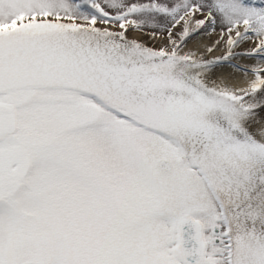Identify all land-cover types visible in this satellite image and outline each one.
Instances as JSON below:
<instances>
[{"label": "snow or ice", "instance_id": "1", "mask_svg": "<svg viewBox=\"0 0 264 264\" xmlns=\"http://www.w3.org/2000/svg\"><path fill=\"white\" fill-rule=\"evenodd\" d=\"M0 264H264V0H0Z\"/></svg>", "mask_w": 264, "mask_h": 264}, {"label": "bare ground", "instance_id": "2", "mask_svg": "<svg viewBox=\"0 0 264 264\" xmlns=\"http://www.w3.org/2000/svg\"><path fill=\"white\" fill-rule=\"evenodd\" d=\"M207 42V41H206Z\"/></svg>", "mask_w": 264, "mask_h": 264}]
</instances>
